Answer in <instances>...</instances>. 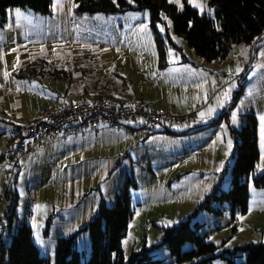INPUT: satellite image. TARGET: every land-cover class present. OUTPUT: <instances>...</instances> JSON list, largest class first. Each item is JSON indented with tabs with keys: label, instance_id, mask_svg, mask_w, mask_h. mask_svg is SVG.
<instances>
[{
	"label": "rangeland",
	"instance_id": "1",
	"mask_svg": "<svg viewBox=\"0 0 264 264\" xmlns=\"http://www.w3.org/2000/svg\"><path fill=\"white\" fill-rule=\"evenodd\" d=\"M172 2L182 7L184 0ZM191 2L201 14L215 17V6L210 0ZM74 8V0H53L52 13L47 15L10 8L6 24L0 26V67L3 59L7 65H14L10 78L14 87H17L14 82L31 83L20 95L28 117L46 106L60 104L63 93L97 98L101 96L100 88L112 82L118 85L126 82L128 94H135L133 100L149 90L160 97L158 89L174 84L163 78L173 77L169 65L182 57L195 60L199 56L184 37L174 32L167 16L159 24V31L162 35L168 33L181 49L166 41L169 64L160 67L148 11L90 16L77 15ZM15 9H20V16L15 14ZM257 40L243 58L246 60L241 68L243 72L247 69V80L244 78L240 84L231 81L227 108L208 126L194 122L180 129L170 128L171 132L150 134L138 144L124 139L121 146H117L115 135L112 146L103 140L83 144L71 143L72 139L50 142L23 158L24 170L12 179L18 193L14 229L24 223L31 225L40 253L49 257L50 264H55L58 238L77 232L93 219L102 198L107 205H113L130 175L137 186L130 187L133 217L122 240L128 260L132 251L159 244L164 229L187 219L219 181L224 190L231 188L235 161L231 128L240 129L246 122V114L254 112L258 119L260 158L255 171L242 178L249 188L247 212L234 211L230 202H224L216 204L221 212L201 211L192 223L193 227L200 223L199 233L219 246L218 256L206 261L204 256L178 263L165 245L154 248L150 254L167 264H228L221 255H232L230 252L239 245L264 242V187L254 183V177L264 172V120L261 119L264 117V45L257 53ZM238 45L223 63L226 71L233 67V75L237 73L235 67L241 65ZM58 71L71 79L55 80ZM227 77L233 78L227 74L223 81ZM3 88L0 86V91ZM169 97L175 98V95ZM11 116L15 115L0 105V158L10 148L8 121ZM7 177L4 163L0 161V190ZM76 245L89 257L91 240L87 230L79 233ZM193 248L191 243L183 246L184 250ZM245 260V254L235 257L237 264Z\"/></svg>",
	"mask_w": 264,
	"mask_h": 264
},
{
	"label": "trees",
	"instance_id": "2",
	"mask_svg": "<svg viewBox=\"0 0 264 264\" xmlns=\"http://www.w3.org/2000/svg\"><path fill=\"white\" fill-rule=\"evenodd\" d=\"M74 1V12L77 15L148 11L160 67L168 65L166 41L171 46L180 48L170 39L168 33H160L158 27L164 22V16L171 19L174 32L184 37L197 55L208 61L223 60L234 46L241 43L251 45L264 36V0H210L211 5L215 6V17L201 14L187 0H184L182 7L170 0ZM52 3L53 0H0V26L6 24L7 11L10 8L29 9L37 14L47 15L52 13ZM104 97L107 96L97 98ZM167 131L170 132L169 129ZM231 132L235 138L231 188L224 190L222 182L219 181L187 219L164 229L163 239L159 244L145 246L140 251L134 250L128 260L125 259L122 240L133 217L130 187L137 186L134 177L129 175L116 194L113 205H107L102 198L93 219L77 232L58 238L55 264H167L164 259L154 258L150 254L161 245L169 249L178 263L204 256L203 261L217 257L219 246L200 234L198 230L201 224L196 223V227H193V220L201 211L221 212L216 204L224 202H230L234 211L247 212L249 188L242 178L255 171L260 158L258 119L253 113H247L245 124L240 129L232 127ZM254 183L258 187H264V172L254 177ZM12 192L13 198L5 207L4 222L2 228L0 227V264H50L49 257L42 255L34 242L31 225L24 223L14 229L18 193L13 186ZM85 230L89 232L91 240L89 257L76 245L79 233ZM186 243L193 244L194 248L184 250ZM230 253L232 255H221L228 264H237L235 257L240 254H245L246 260L239 264H264V242L239 245Z\"/></svg>",
	"mask_w": 264,
	"mask_h": 264
},
{
	"label": "built area",
	"instance_id": "3",
	"mask_svg": "<svg viewBox=\"0 0 264 264\" xmlns=\"http://www.w3.org/2000/svg\"><path fill=\"white\" fill-rule=\"evenodd\" d=\"M222 91L208 94L205 101L190 106L184 112L169 110L147 100L123 102L111 97L80 98L68 92L57 104L31 120L10 117V148L1 157L8 177L0 190V227L4 222V210L13 198V177L24 170L21 161L50 142L69 138L97 135L103 128L124 134L137 142L139 136L152 134L159 127L180 128L196 122L200 113L220 96Z\"/></svg>",
	"mask_w": 264,
	"mask_h": 264
},
{
	"label": "crops",
	"instance_id": "4",
	"mask_svg": "<svg viewBox=\"0 0 264 264\" xmlns=\"http://www.w3.org/2000/svg\"><path fill=\"white\" fill-rule=\"evenodd\" d=\"M187 1L189 2V0ZM189 3L192 5V2ZM263 45H264V36H262L260 39L257 40V45L255 46V49H257L256 50L257 53L259 52L260 47H262ZM238 47H240L238 48L239 49L238 53H239V57H241V59H239L241 65H237V68L235 67L237 73L234 75L231 71V68H233L232 66L228 67L229 69L227 71L224 69L225 66H223L224 65L223 63L225 59L208 61L200 56H198L199 58L197 57V59L195 60L189 58L187 59L185 57L184 59L182 57L179 58L174 64L169 65L172 67L171 72L173 73V77L172 78L163 77V78L166 79L167 82L174 84H168V85L165 84L161 89H158L161 94L160 97L158 96V94L155 93L152 95L153 90H149V93L147 94L142 93L141 95H139L140 98L133 100L135 94L132 96L128 94V91H126L124 86L126 82L123 83L121 82L119 83L120 85H118L115 82H112L110 86L104 85L100 88V95L111 97L113 99H117L123 102H125V100L126 102L147 100L154 103L155 105L163 106L169 110L183 112L186 111L190 106L197 104L199 102H203L204 99L207 97V95L211 94V92H213L215 89H221L222 94L220 96L215 97L214 102L208 108H205L200 113L199 118L196 121L198 125L208 126V124L217 115L221 114L222 111L227 108V103L228 101H230L229 100L230 93L228 89L231 86V81L232 80L239 81L238 84H240L241 80H243L244 78H245L244 81L247 80L246 78L247 69L246 71L243 72L242 70L243 68H241V66L243 62H245L244 60H246L243 58H245L247 56V53H249L250 51V45L241 43L238 45ZM241 47H244L245 50L242 51ZM236 57L238 58V55ZM3 62L4 64L0 67V86L1 87L4 86V88L1 89L0 91V105L6 108L9 114H13L17 116L18 119L20 120H31L36 118L42 112H44L45 108L55 106V105L46 106L45 108H43L42 111H39L38 113L32 115L31 117L26 116V109L21 100L23 97L22 96L20 97V95H22L24 91L30 88L31 83H29V81L25 84L14 82L17 85V87H14V84H12V82L10 81L11 75H13L11 73L13 72L11 69L14 68V65H12V67L11 65H7L5 63L6 59H3ZM241 72L243 73L241 74ZM14 74L15 76L17 75L16 72H14ZM57 74L59 76L55 77V80H59L62 82V80L69 81L71 79L69 75L67 76L61 75V71H58ZM227 74L232 76L233 78L227 77V79L223 81V76H226ZM114 84H116L117 86H114ZM176 85H179V88H176ZM18 88L21 90H19ZM167 89H169V91ZM63 94L65 95L66 93ZM170 94H174L175 98L169 97ZM77 96L80 98H87L86 95L85 96L77 95ZM8 122L11 128L12 126L11 122L10 121ZM163 131H167V129H165L164 127H159L158 130L152 134L161 133ZM113 135H115V139H116L115 142L117 146L123 145L125 140H127L128 142L130 141L129 138L124 136V134L117 133L107 128L101 129L97 135L87 134L84 138L72 137L69 139H72L70 140V142L74 144L77 143L83 144L87 141L95 142V141L103 140L106 141L107 146H112ZM148 135L150 134L139 136V140L135 142V144H138L139 141H143L144 139H146Z\"/></svg>",
	"mask_w": 264,
	"mask_h": 264
},
{
	"label": "snow or ice",
	"instance_id": "5",
	"mask_svg": "<svg viewBox=\"0 0 264 264\" xmlns=\"http://www.w3.org/2000/svg\"><path fill=\"white\" fill-rule=\"evenodd\" d=\"M170 2H172V0H170ZM189 2H191V0H189ZM53 7H55V5H53ZM14 12L17 16L21 15L20 9H15ZM261 119L264 120V117H262ZM262 133H264V128H262Z\"/></svg>",
	"mask_w": 264,
	"mask_h": 264
}]
</instances>
